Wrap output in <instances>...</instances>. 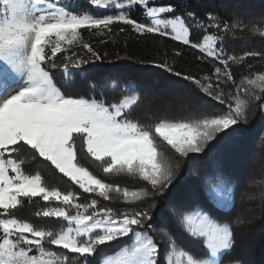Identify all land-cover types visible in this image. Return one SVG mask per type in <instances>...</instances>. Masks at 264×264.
Masks as SVG:
<instances>
[{
  "label": "snow or ice",
  "instance_id": "6c2138e0",
  "mask_svg": "<svg viewBox=\"0 0 264 264\" xmlns=\"http://www.w3.org/2000/svg\"><path fill=\"white\" fill-rule=\"evenodd\" d=\"M87 4L82 8L76 0H0V264H91L97 255L98 264H226L224 257L235 246L234 225L245 223L238 215L227 218L236 206V185L230 177L219 169L202 177L211 207L171 209L173 223L182 236L196 242L197 250L185 247L166 224L158 229L160 241L154 238L155 202L173 186L180 159L204 153L221 134L228 138L235 133L248 122L251 103L264 98V70L246 64L248 59L264 60V52L230 55L225 47L238 30L264 38V18L245 22L234 15L229 21L214 11L200 18L156 0ZM136 7L147 22L131 17ZM100 10L109 14H95ZM116 24L198 52L199 60L212 65V71L199 78L174 71L167 59L155 66L191 82L225 109L190 119L150 116L152 122L141 123L132 118L141 100L139 85L118 77L88 80L91 95L65 94L53 70L61 71L65 87L75 83L74 73L86 79L84 66L102 57L83 32L98 34L102 43L111 37L114 43ZM193 31L202 35L193 40ZM232 65L247 68L239 81ZM106 93L119 95L110 100ZM260 107L264 112V104ZM165 148L179 159L174 161ZM22 149L31 155H21ZM78 153L106 178L128 177L135 186L94 175L80 163ZM38 158L82 191L61 190L46 183L39 171L26 172L25 163ZM83 196L88 198L82 203ZM101 200L116 206H102ZM37 201L44 204L33 215L54 220L59 227L38 226L16 214L25 202L31 206ZM118 240L130 242L114 256L101 251V246Z\"/></svg>",
  "mask_w": 264,
  "mask_h": 264
},
{
  "label": "trees",
  "instance_id": "16d2710c",
  "mask_svg": "<svg viewBox=\"0 0 264 264\" xmlns=\"http://www.w3.org/2000/svg\"><path fill=\"white\" fill-rule=\"evenodd\" d=\"M157 3H171L176 6L177 13L185 8L193 11L200 18L205 12L214 11L222 19L231 20L233 16L241 17L247 22L250 18L259 21L264 18V0H156ZM79 7H88L87 0H76ZM97 15L109 14L104 10L96 12ZM133 19L147 22L141 15V9L136 7L130 13ZM123 25H113L115 42L108 38L102 43V37L98 34L83 32L84 39L90 42L94 49L102 57L99 61L90 62L84 66L87 78L82 79L79 73H74L75 83L64 86L61 71L53 70L52 75L65 94L79 96L91 95L86 87L88 80L97 83L106 78L118 77L122 81H135L141 91V100L133 109L132 118L139 119L141 123H150L148 117H167L169 119H190L205 111L219 112L225 109L224 105L204 97L194 84L182 78L168 73L155 64L167 59L173 64L174 71L182 74L200 77L212 71L209 62L198 59L199 53L182 45L180 42L158 35H138L130 27H125L124 32L119 29ZM259 26V22L257 23ZM202 33L193 31L192 39L197 40ZM236 38L225 41L228 54L241 55L245 51L264 52V38L253 36L248 30L237 31ZM181 53L176 55V52ZM143 62V63H141ZM246 64H252L254 70H264V60L248 59ZM232 71L237 81L242 74H246L245 66L232 65ZM119 93H106L108 99ZM99 98V95H97ZM260 101H253L248 113V122L241 123L235 133H229L226 138L221 134L216 140L209 143L204 153L190 156L188 159H180V169L177 173L173 186L164 195L156 199L153 224L154 238L159 242L161 239L158 229L162 224L171 227L178 241L185 247L197 250L195 241L182 236L178 227L173 223L171 209L173 207H192L203 204L205 208L211 207L208 203L209 197L205 192V184L202 180L206 174H212L214 169L221 170L227 177L235 182L236 206L228 214V219L239 216L245 221L242 227L234 225L235 246L229 254L224 257L227 264L229 260H239L242 264H264V112ZM165 153L174 161L179 159L165 148ZM21 155L30 156L25 150ZM80 163L88 167L94 175L109 179V182L119 183L122 186L133 187L135 182L128 177L106 178L99 168L78 153ZM26 172L39 171L45 182L61 190L82 191L74 186L66 177L61 179L59 174L50 166V162L42 158L30 160L25 163ZM253 181L251 184L248 181ZM87 196H83L80 202H86ZM102 206H116L108 201H100ZM43 201L25 207L16 214L22 219H28L36 225L48 224L59 227V223L51 219H40L33 215L38 208L42 207ZM122 207V206H121ZM128 240H118L101 246V251L115 255L121 245L129 243ZM53 250L60 252L62 249L51 246ZM163 247V246H162ZM71 256L72 254L69 253ZM99 255L91 259V264H98Z\"/></svg>",
  "mask_w": 264,
  "mask_h": 264
}]
</instances>
